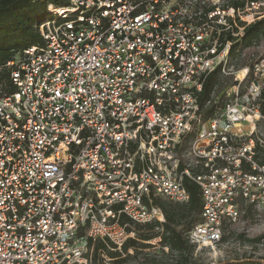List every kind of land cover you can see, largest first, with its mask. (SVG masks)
<instances>
[{
  "label": "built area",
  "instance_id": "1",
  "mask_svg": "<svg viewBox=\"0 0 264 264\" xmlns=\"http://www.w3.org/2000/svg\"><path fill=\"white\" fill-rule=\"evenodd\" d=\"M67 1L39 25L42 43L7 62L0 264H89L97 241L125 256L138 225L165 221L156 198L189 202L186 177L203 204L186 237L218 245L240 202L264 206V163L254 138L242 142L244 123L264 119V56L249 53L243 94L250 67L229 68L233 45L264 18V0ZM217 68L243 77L203 121L199 93Z\"/></svg>",
  "mask_w": 264,
  "mask_h": 264
},
{
  "label": "trees",
  "instance_id": "2",
  "mask_svg": "<svg viewBox=\"0 0 264 264\" xmlns=\"http://www.w3.org/2000/svg\"><path fill=\"white\" fill-rule=\"evenodd\" d=\"M67 5V0H0V91H14L7 62L13 60L16 54L24 49L42 43L43 38L39 31V25L58 18L55 9ZM263 39L264 18L248 26L242 39L233 45L230 52L229 68L238 71L247 66L250 67L248 77L240 85L242 94L248 92L252 83V68L248 57L250 51H246V48L252 47L254 43H259ZM253 54L264 56V53H260L258 50H255ZM236 84L237 81L234 75L225 74L220 68L215 69L208 75L202 91L199 93L200 116L203 121L213 116L217 107L223 106L228 89ZM217 97L220 98L218 103L215 102ZM259 106L261 114L264 116V86L261 90ZM257 127L259 132L263 131L261 133L263 135V118L258 121ZM188 135L190 139L185 140L184 148L188 146L191 138L196 135V129H192ZM252 138L256 142L254 158L259 163H264V137ZM185 186L191 196L187 203H178L163 198L154 200V204L164 211L165 221L163 223L156 221L144 226L138 225L136 227L138 239L130 238L124 247L126 256H131L128 252L129 248L132 247L137 250L139 245L147 247L148 243L144 241L159 236L161 237L160 245L169 248L171 252H177L182 256L193 253L195 246L188 241L186 232L202 221L203 204L199 186L188 177L185 178ZM250 206H253V204L250 203ZM158 227L159 229H157ZM89 246L91 247V242ZM105 254L117 264L123 261L121 257L124 255L118 251L108 249L105 242L97 241L90 262L97 264V261L102 260V255ZM219 264H264V260L247 258Z\"/></svg>",
  "mask_w": 264,
  "mask_h": 264
},
{
  "label": "rangeland",
  "instance_id": "3",
  "mask_svg": "<svg viewBox=\"0 0 264 264\" xmlns=\"http://www.w3.org/2000/svg\"><path fill=\"white\" fill-rule=\"evenodd\" d=\"M250 52L254 50L251 49ZM259 52L264 53V45ZM248 57L250 61V55ZM231 70L234 71V68ZM233 75L243 77L241 72ZM258 121L259 119H255L253 122L244 123L242 142L252 137H264V133L261 135L263 131L259 132L257 127ZM189 139V135L185 137L186 141ZM185 140L184 143H186ZM130 249L131 251L128 252L131 256H122L123 261L119 264H219L247 258L264 260V206H250L247 201L240 202V217L237 221L224 226L223 240L214 247H195L192 254H184V256L171 252L159 242L148 244L147 247L139 245L137 250L132 247ZM90 253L92 254L91 251L89 255ZM89 264L95 263L89 262ZM97 264L117 263L105 254L102 255V260L97 261Z\"/></svg>",
  "mask_w": 264,
  "mask_h": 264
}]
</instances>
